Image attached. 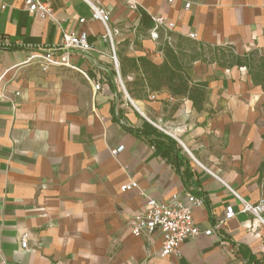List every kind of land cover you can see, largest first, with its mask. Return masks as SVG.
<instances>
[{"label": "crops", "instance_id": "0c3cea01", "mask_svg": "<svg viewBox=\"0 0 264 264\" xmlns=\"http://www.w3.org/2000/svg\"><path fill=\"white\" fill-rule=\"evenodd\" d=\"M40 1L52 19L29 13L24 0H0V264H264V225L240 213L228 189L249 203L264 198V94L246 70L186 65L194 80L208 82L201 111L165 91L138 96L127 87L125 99L89 6ZM93 1L109 12L115 44L130 47L116 55L120 77L123 58L162 62L157 40L136 39L138 10L163 18L174 34L231 45L239 55L264 53V0H132L136 10ZM53 19L87 35L92 50L69 56L76 69L42 72L38 58L26 64L61 45ZM163 137L176 142V157L163 155ZM130 182L137 187L121 190ZM188 194L203 201L195 225L221 222L219 231L161 258L160 234L134 237L130 220L148 198L188 206ZM227 206L235 215L225 220Z\"/></svg>", "mask_w": 264, "mask_h": 264}, {"label": "built area", "instance_id": "2783aa9c", "mask_svg": "<svg viewBox=\"0 0 264 264\" xmlns=\"http://www.w3.org/2000/svg\"><path fill=\"white\" fill-rule=\"evenodd\" d=\"M82 1L85 2L91 10L90 21H97L101 23L104 28L102 39L109 44L111 58L116 69V75L120 81L115 53V42L113 38L115 31L109 27L110 14L106 8L99 6L93 0ZM120 1H122L128 9L136 10V4L132 0ZM168 2H172V0H168ZM188 6L189 4H186V7ZM24 7L29 13L37 14L42 19L53 18V12L49 3L40 0H24ZM152 20L154 22V28L149 34L153 40L158 38V30H163L165 32L171 31L172 25H168L163 18L155 17L152 18ZM54 21L57 28L62 33L61 45L55 50L44 51L38 56L32 53L27 58L26 64H31L36 58H38L40 70L42 72H46L53 68L76 69L69 56L72 53L86 54L92 50V46L87 40V35L85 32L77 34L75 32L66 31L63 29L59 21ZM84 22L85 19H80V23ZM4 44L5 46H9L7 42ZM82 74L84 73L82 72ZM120 83L124 90L122 82ZM93 88L96 91L99 90V83H94ZM126 97L130 100L127 94ZM153 125L162 132H166L165 129L159 127L157 124L153 123ZM136 187V183L130 182L129 184L122 186L121 190L125 191ZM228 189L240 204L239 212L252 215L260 224L264 225V198L256 203H249L239 197L229 187ZM187 200L189 202L188 206L176 197H172L168 201H158L153 198H148L144 210L133 216L130 220V230L132 235L134 237L148 238L154 233H159L161 236L160 257L165 258L169 255L177 254L180 245L188 239H195L199 235L209 237L218 232L221 222L206 230H200L195 225L193 220V209L199 207L203 201L201 198L195 197L192 194L187 195ZM234 215L235 213L232 207L227 206L225 208L224 219H231ZM26 242L27 238L26 235H24L21 239V247L24 249L26 248Z\"/></svg>", "mask_w": 264, "mask_h": 264}, {"label": "trees", "instance_id": "16d2710c", "mask_svg": "<svg viewBox=\"0 0 264 264\" xmlns=\"http://www.w3.org/2000/svg\"><path fill=\"white\" fill-rule=\"evenodd\" d=\"M138 14L139 21L134 30L136 39L147 37L154 28V22L146 12L138 10ZM157 33V51L162 54L160 64L143 56L120 60L122 78L128 73L135 74V78L127 84L129 94L131 87L137 90L138 96L165 91L173 98H186L192 102L196 111H201L208 96V82L191 77L186 65L194 62L214 64L223 69L243 68L250 76L252 84L260 87L264 94V53L257 49L239 55L231 45L202 43L171 31L158 30ZM163 138L168 142V147H162L163 155L169 156L173 152L176 157V142L167 137ZM156 146L161 148L158 142Z\"/></svg>", "mask_w": 264, "mask_h": 264}, {"label": "rangeland", "instance_id": "374dc122", "mask_svg": "<svg viewBox=\"0 0 264 264\" xmlns=\"http://www.w3.org/2000/svg\"><path fill=\"white\" fill-rule=\"evenodd\" d=\"M129 51H131V50H130V47H127V46H125V45L117 46V45L115 44V53H116V55H117L118 53H121L122 55H125V54H126L127 52H129ZM130 81H132V80H129L128 77H125V78H121V77H120V81H119V80H118V77L116 76V85L119 87L120 92H121V95H122L125 99H127L126 94H128L127 91H126L127 84H128ZM120 82H122V85H123V87H124V90H125L126 94H125V92H124V90H123V88H122Z\"/></svg>", "mask_w": 264, "mask_h": 264}]
</instances>
